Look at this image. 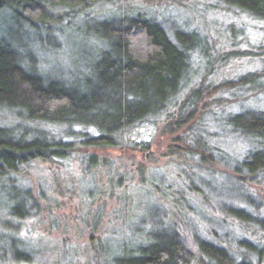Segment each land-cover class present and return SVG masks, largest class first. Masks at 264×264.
<instances>
[{
  "label": "rangeland",
  "instance_id": "374dc122",
  "mask_svg": "<svg viewBox=\"0 0 264 264\" xmlns=\"http://www.w3.org/2000/svg\"><path fill=\"white\" fill-rule=\"evenodd\" d=\"M152 1L137 4L144 15L159 21L168 33L174 29L196 32L204 40L189 54L190 70L177 99L200 82L216 85L264 71V59L254 55L264 52V21L225 10L218 0ZM99 7L92 10L108 13L106 18L119 15L107 5ZM52 15L54 23L56 16L64 18L59 11ZM100 21L94 14L73 18L69 24L57 21L52 23L53 30L37 31L21 27L4 12L0 14V37L12 42L25 66L69 86H84L87 81L93 83L92 67L103 51L95 35ZM245 94L224 93L221 101L231 102L203 115L208 134L203 137L219 148L227 146V152L235 156L230 157L232 162L241 159L246 147L237 139L222 137L227 117L264 109V93L248 99ZM70 118L66 126L51 123L33 133L43 130L49 140L65 138L76 149L78 122L83 120ZM0 126L18 129L28 125L14 111L0 108ZM161 130L160 125L145 122L116 138L119 145L114 148L125 149L123 154L101 152L89 159L76 151L49 163L29 164L0 180V264H21L23 253L31 255L29 264H113V258L129 255L162 235L169 226V215L184 205L189 208L191 229L199 235L211 226L218 229L222 216L243 219L231 211L237 209L234 204L245 205L240 200L236 203L238 189L228 177L201 173L192 167L194 160L188 167L181 159L162 155L166 141L155 145ZM127 140L153 143V156H136L132 144L125 147ZM11 208H16V214Z\"/></svg>",
  "mask_w": 264,
  "mask_h": 264
},
{
  "label": "trees",
  "instance_id": "16d2710c",
  "mask_svg": "<svg viewBox=\"0 0 264 264\" xmlns=\"http://www.w3.org/2000/svg\"><path fill=\"white\" fill-rule=\"evenodd\" d=\"M150 2L153 1H3L0 14L6 12L21 27L37 31L52 29V23L61 20L69 24L73 18L98 14L101 21L95 35L103 51L92 67L93 83L87 81L84 86L72 87L25 66L12 42L0 37V108L14 111L28 125L18 129L0 126V180L18 174L29 164L49 163L54 157L76 151L89 159L101 152L123 154L125 149L114 148L119 145L116 138L145 122L160 125L162 132L155 145L166 141L165 150H159L162 155L181 159L183 166H190L194 160L192 167L201 173L227 176L238 189L236 203L240 200L245 205L234 204L237 209L231 211L242 214L243 219L228 220L222 216L218 229L211 226L199 235L191 229L189 208L184 205L176 214L169 215V226L162 235L139 245L129 255L113 258V264H264V109H249L227 117V131L222 130V137L245 144L241 159L232 162L230 157L235 156L227 152V146L219 148L203 137L208 136L203 115L231 102L223 103L219 97L246 92L248 99L264 93V71L216 85L200 82L181 100L177 99L190 70L189 54L204 40L196 32L174 29L168 33L137 5ZM218 2L237 15L264 21V0ZM99 5L119 11V15L106 18L108 13L102 15L92 10ZM54 11L62 12L64 18L56 16L54 23ZM247 52L243 53L250 55ZM263 53L254 55L263 60ZM73 116L83 120L78 122L81 132L77 150L65 138L49 140L43 130L37 135L33 133L51 123L66 126ZM125 143V147L132 144L136 156H153V143L149 141ZM11 210L16 214V208ZM21 255V264H29L31 255Z\"/></svg>",
  "mask_w": 264,
  "mask_h": 264
},
{
  "label": "water",
  "instance_id": "95a60500",
  "mask_svg": "<svg viewBox=\"0 0 264 264\" xmlns=\"http://www.w3.org/2000/svg\"><path fill=\"white\" fill-rule=\"evenodd\" d=\"M3 1H4V0H0V8H1L2 4H3Z\"/></svg>",
  "mask_w": 264,
  "mask_h": 264
}]
</instances>
